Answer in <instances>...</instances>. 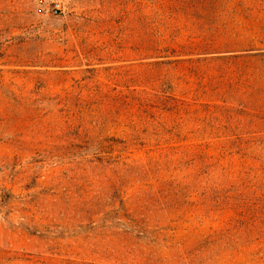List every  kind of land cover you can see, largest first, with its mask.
Instances as JSON below:
<instances>
[{
    "label": "rangeland",
    "instance_id": "1",
    "mask_svg": "<svg viewBox=\"0 0 264 264\" xmlns=\"http://www.w3.org/2000/svg\"><path fill=\"white\" fill-rule=\"evenodd\" d=\"M132 93L136 133L97 103ZM247 167L264 187V0H0V264H264L212 201Z\"/></svg>",
    "mask_w": 264,
    "mask_h": 264
},
{
    "label": "trees",
    "instance_id": "2",
    "mask_svg": "<svg viewBox=\"0 0 264 264\" xmlns=\"http://www.w3.org/2000/svg\"><path fill=\"white\" fill-rule=\"evenodd\" d=\"M183 3V2H182ZM187 5L191 4V7H198L201 2L196 1L195 3L192 2H185ZM144 50H158L154 44L150 45L149 48H141ZM230 57V56H229ZM174 62H179L178 60H174ZM159 64V63H154ZM152 69V68H151ZM150 68L143 72V78H149L151 75V72L149 71ZM167 89L171 88L170 85L166 86ZM166 89V88H165ZM99 103L100 105H105L107 108L108 115L111 114L112 109L116 108L119 111V114H122L123 116L127 118L136 117L135 121L133 122V125L131 126L132 132L136 133L138 132L137 125L146 124L147 122L141 118L143 113H146L147 115L150 113H153V108H156L157 105L154 104L155 102V96L153 95H138L136 93L132 94H119L116 96H109V95H103L99 97ZM171 100H174V97H171L169 95H165L164 97H160L157 101L160 105H163L162 108H165L166 110L169 109H175V107H166V103L171 102ZM175 106V105H174ZM135 107L136 113L132 111V109ZM140 112L139 114L137 112ZM177 113L176 111H174ZM137 114V115H135ZM142 114V115H141ZM154 114V113H153ZM146 115V116H147ZM152 116V115H148ZM162 130L165 132H168L169 137H163L158 134V131L154 130L152 134L156 135V140L158 141H169L172 140V130L175 128L178 131V123H174L171 125L170 128L161 125ZM161 133V132H159ZM177 134V133H176ZM236 138V143H238L239 150H245V154L247 152H252L253 145L259 146L261 143L260 139H242L241 135L234 134ZM258 140V143L255 142ZM235 142V141H234ZM167 143V142H166ZM170 143V142H169ZM158 144V143H157ZM170 148H173V145H169ZM256 149V148H255ZM195 158L200 159V161H203L206 156L204 154H197ZM254 161H259L258 158H252ZM195 159L192 158L191 161H194ZM206 167V165H205ZM259 168H251L247 167L245 170H243L241 173L242 179L239 186H231L230 190H226L222 192V195L220 194L221 191H219L214 197L212 198V201L214 202V207L218 209V211H232L233 214L236 216V220L234 221V224L231 228H228L226 230L227 239L229 241H236L239 236L243 234H247L248 238L252 237L253 235L254 240L253 241H260V239H263L264 243V187L261 180V173L259 172ZM260 174H256V173ZM231 190H233V193H231ZM242 232V233H241ZM251 240V239H250ZM260 251V248H259Z\"/></svg>",
    "mask_w": 264,
    "mask_h": 264
}]
</instances>
